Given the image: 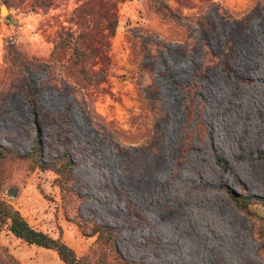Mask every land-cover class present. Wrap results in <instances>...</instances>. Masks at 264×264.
Instances as JSON below:
<instances>
[{"label":"rangeland","instance_id":"374dc122","mask_svg":"<svg viewBox=\"0 0 264 264\" xmlns=\"http://www.w3.org/2000/svg\"><path fill=\"white\" fill-rule=\"evenodd\" d=\"M0 146V197L90 264H264L230 194L264 197V0H0ZM0 264L65 263L5 226Z\"/></svg>","mask_w":264,"mask_h":264},{"label":"trees","instance_id":"16d2710c","mask_svg":"<svg viewBox=\"0 0 264 264\" xmlns=\"http://www.w3.org/2000/svg\"><path fill=\"white\" fill-rule=\"evenodd\" d=\"M160 11L163 12V7H159ZM110 28L112 32H115L116 23H111ZM83 40V39H82ZM86 50H93L92 47H86L85 49L75 45L74 46V57L76 61L88 56ZM87 77V75H85ZM101 80V79H100ZM36 149L41 150V141L37 140ZM4 149L0 146V159L5 155ZM35 162L43 169H54L58 175L61 182V186L68 181V174L63 173L65 170L72 169V160L69 159L61 165L54 163L48 165L45 163L39 156L35 157ZM52 166V167H51ZM231 198L243 209H247L248 205L253 202L264 203V197H260L254 194L248 195H239L233 191H230ZM7 226L9 231L19 239L24 240L28 244L37 245L40 247L52 249L57 252L59 258L65 264H90L89 260L85 256H78L76 251L64 242L61 236L53 237L47 232L36 229L33 227L27 219L21 214V212L16 209L11 203L6 201L4 198L0 197V231ZM95 232L98 233V239H101L104 243H110L109 239L113 236V232L110 228L106 226H100L95 229Z\"/></svg>","mask_w":264,"mask_h":264},{"label":"water","instance_id":"95a60500","mask_svg":"<svg viewBox=\"0 0 264 264\" xmlns=\"http://www.w3.org/2000/svg\"><path fill=\"white\" fill-rule=\"evenodd\" d=\"M6 11H7V7L5 5H3L1 13L4 14Z\"/></svg>","mask_w":264,"mask_h":264}]
</instances>
